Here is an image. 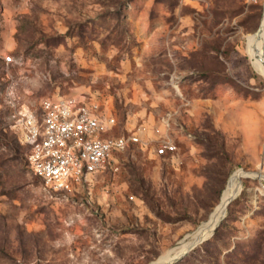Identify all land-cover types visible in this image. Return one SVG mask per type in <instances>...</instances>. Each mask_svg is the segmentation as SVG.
I'll list each match as a JSON object with an SVG mask.
<instances>
[{
  "label": "rangeland",
  "instance_id": "rangeland-1",
  "mask_svg": "<svg viewBox=\"0 0 264 264\" xmlns=\"http://www.w3.org/2000/svg\"><path fill=\"white\" fill-rule=\"evenodd\" d=\"M263 13L264 0H0V264H150L210 218L237 169L264 175L247 47ZM64 96L140 141L55 190L16 122ZM226 210L172 264H264V177L245 176Z\"/></svg>",
  "mask_w": 264,
  "mask_h": 264
},
{
  "label": "built area",
  "instance_id": "built-area-1",
  "mask_svg": "<svg viewBox=\"0 0 264 264\" xmlns=\"http://www.w3.org/2000/svg\"><path fill=\"white\" fill-rule=\"evenodd\" d=\"M4 58L9 62L13 55ZM16 123L30 170L55 190L72 188L105 170L117 153L140 141L133 132L110 134L115 118L74 96L45 99L39 112H22ZM174 147L163 143L156 153L163 155Z\"/></svg>",
  "mask_w": 264,
  "mask_h": 264
},
{
  "label": "bare ground",
  "instance_id": "bare-ground-1",
  "mask_svg": "<svg viewBox=\"0 0 264 264\" xmlns=\"http://www.w3.org/2000/svg\"><path fill=\"white\" fill-rule=\"evenodd\" d=\"M247 47L254 67L264 77V15L260 32L258 35L253 33L248 36ZM245 174L246 170L237 169L232 175H230V178L222 192L221 198L214 207L210 218L204 222L188 240L182 241L178 246L170 249L167 253L161 255L157 260H154L150 264H169L195 242L209 236L226 212L230 200L237 196L240 192L242 180L245 177ZM262 177H264V175Z\"/></svg>",
  "mask_w": 264,
  "mask_h": 264
},
{
  "label": "water",
  "instance_id": "water-1",
  "mask_svg": "<svg viewBox=\"0 0 264 264\" xmlns=\"http://www.w3.org/2000/svg\"><path fill=\"white\" fill-rule=\"evenodd\" d=\"M261 30V25L260 27L258 28V30L255 32L257 35L258 33L260 32ZM246 177H262L263 174L261 172H258V171H246V174H245ZM236 197V196H235ZM233 199L230 200V202L232 201ZM229 202V204H230ZM228 204V205H229ZM227 211V210H226ZM225 214L226 212L224 213V215L222 216V218L219 220V222L216 224L214 230L212 231V233L209 235L211 236L212 234H214L216 228L218 227V225L220 224V222L222 221V219L225 217ZM209 236L203 238V239H200L199 241L195 242L193 245H191L185 252H183L182 254H180L177 258H175L174 260H172L169 264H172L173 262L183 258L188 252H190L191 250H193L194 248H196L200 243H202L204 240H206Z\"/></svg>",
  "mask_w": 264,
  "mask_h": 264
},
{
  "label": "trees",
  "instance_id": "trees-1",
  "mask_svg": "<svg viewBox=\"0 0 264 264\" xmlns=\"http://www.w3.org/2000/svg\"><path fill=\"white\" fill-rule=\"evenodd\" d=\"M40 178V177H39Z\"/></svg>",
  "mask_w": 264,
  "mask_h": 264
}]
</instances>
